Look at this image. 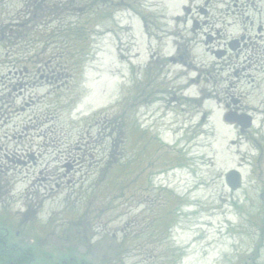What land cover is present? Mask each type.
I'll use <instances>...</instances> for the list:
<instances>
[{"label": "rangeland", "instance_id": "374dc122", "mask_svg": "<svg viewBox=\"0 0 264 264\" xmlns=\"http://www.w3.org/2000/svg\"><path fill=\"white\" fill-rule=\"evenodd\" d=\"M226 2L203 46L202 0H0L2 242L33 264H264V56L217 44L244 33Z\"/></svg>", "mask_w": 264, "mask_h": 264}, {"label": "flooded vegetation", "instance_id": "af4514ba", "mask_svg": "<svg viewBox=\"0 0 264 264\" xmlns=\"http://www.w3.org/2000/svg\"><path fill=\"white\" fill-rule=\"evenodd\" d=\"M211 1L212 0H202V6H195V5L191 6V4H189L188 6L189 7L188 13L185 16L184 21L191 22L190 26L188 27L189 29H187V33L193 35V37H190L191 38L190 42H193L194 44H200L203 46H207L210 43L214 42L215 40L214 35L212 36V35H207L203 33L204 27L208 25L209 13H208L207 8L210 7ZM225 1H227L226 3L231 7L229 8L230 11L232 9V12L227 13L225 17L229 15L234 17L236 15L234 19H238V17L240 16L239 23H240L242 32L244 33L240 32V34L236 36H234L236 33L232 34L230 38L232 36L233 37L229 39L227 43L225 42V40H223V42L220 41L217 44L227 45V47L230 50L234 51L236 49L241 50V48L245 47L246 43L248 42H251L254 44L259 43L261 45L260 47H258L259 52L261 53V55L264 56V0H225ZM216 10L220 13V10L218 8ZM228 11L229 10H226L225 12H228ZM193 14L195 15L197 14L198 19L200 17H203L202 21L201 22L199 20L195 21L194 18L192 17ZM227 19H229V17H227ZM222 23H226V21L224 20ZM229 25L230 24H227L225 26L227 27ZM200 30L202 31V35L199 33ZM218 34H219V31L215 33V36L217 35L216 38H220ZM173 46L176 48V51H177L176 56L169 57L168 62L173 63V64H176V61L182 62L183 57L179 55L178 53L182 47V43H180L179 41H175ZM204 54H206V52H204ZM222 54H224V51ZM214 55L216 58H220L219 54L215 53ZM257 59L259 61V58ZM262 60H264V57ZM149 145L150 144L148 143V141L144 143V146L146 147H149ZM163 146L164 145L162 144V142L159 144L158 147L155 145V147L153 148V152L160 151V148ZM151 156H153V154H151ZM147 164H148V161L146 162V165ZM155 220L158 221V218H156Z\"/></svg>", "mask_w": 264, "mask_h": 264}, {"label": "trees", "instance_id": "16d2710c", "mask_svg": "<svg viewBox=\"0 0 264 264\" xmlns=\"http://www.w3.org/2000/svg\"><path fill=\"white\" fill-rule=\"evenodd\" d=\"M1 235V234H0ZM1 237V236H0ZM35 261L31 257V248H22L12 243L7 245L0 240V262L4 264H33ZM51 264H87L84 261H78L75 258H64Z\"/></svg>", "mask_w": 264, "mask_h": 264}, {"label": "water", "instance_id": "95a60500", "mask_svg": "<svg viewBox=\"0 0 264 264\" xmlns=\"http://www.w3.org/2000/svg\"><path fill=\"white\" fill-rule=\"evenodd\" d=\"M224 119L227 122L238 123L242 129L249 128L251 124L250 117L246 116L239 118L234 115H226ZM225 181L231 190H238L241 186V175L237 170H231L226 174Z\"/></svg>", "mask_w": 264, "mask_h": 264}, {"label": "bare ground", "instance_id": "6f19581e", "mask_svg": "<svg viewBox=\"0 0 264 264\" xmlns=\"http://www.w3.org/2000/svg\"><path fill=\"white\" fill-rule=\"evenodd\" d=\"M192 83H193V80H189V82L186 83V84L184 85V87H186L187 89H188V88L191 89V88H192L191 86L193 85ZM194 85H195V84H194ZM208 103L211 105V104H212V100L210 99V101H209ZM256 112L261 113L262 111H257V110H256ZM222 128H223L224 131L227 130V127H226V126H225V127L223 126Z\"/></svg>", "mask_w": 264, "mask_h": 264}]
</instances>
